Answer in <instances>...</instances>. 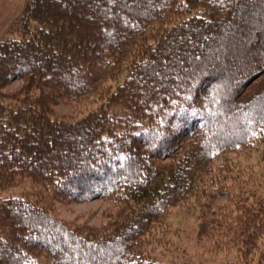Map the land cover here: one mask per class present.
Wrapping results in <instances>:
<instances>
[{"label":"trees","instance_id":"1","mask_svg":"<svg viewBox=\"0 0 264 264\" xmlns=\"http://www.w3.org/2000/svg\"><path fill=\"white\" fill-rule=\"evenodd\" d=\"M263 143L264 0H28L0 38V264H193L155 244L194 200L264 264ZM100 198V225L57 214Z\"/></svg>","mask_w":264,"mask_h":264},{"label":"rangeland","instance_id":"2","mask_svg":"<svg viewBox=\"0 0 264 264\" xmlns=\"http://www.w3.org/2000/svg\"><path fill=\"white\" fill-rule=\"evenodd\" d=\"M28 0H0V38L11 31V24L21 14ZM15 83L11 87L17 86ZM58 110L62 114L73 110L70 104H60ZM254 148L251 153L240 155L242 179L252 189L264 197V143ZM248 153V154H247ZM229 195L219 198L217 204L228 201ZM193 207H192V206ZM199 204L190 201L170 207L165 220L164 240L155 250L163 260L178 261L186 259L193 264H257V255L245 258L236 246L216 247L213 240L199 235ZM113 203L104 199L88 201L58 202L57 214L74 223L100 225L113 210ZM211 214H208L210 216ZM216 237V236H215ZM168 241V242H167Z\"/></svg>","mask_w":264,"mask_h":264}]
</instances>
